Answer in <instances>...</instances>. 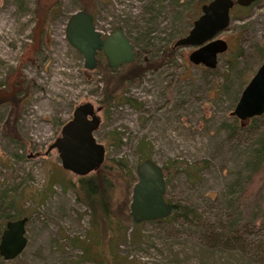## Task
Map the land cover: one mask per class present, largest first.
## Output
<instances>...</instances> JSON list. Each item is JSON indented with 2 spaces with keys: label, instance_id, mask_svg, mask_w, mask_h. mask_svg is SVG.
I'll return each mask as SVG.
<instances>
[{
  "label": "rangeland",
  "instance_id": "rangeland-1",
  "mask_svg": "<svg viewBox=\"0 0 264 264\" xmlns=\"http://www.w3.org/2000/svg\"><path fill=\"white\" fill-rule=\"evenodd\" d=\"M194 3L0 0V95L17 88L12 83L17 72L23 75L22 85L29 84L24 93L19 92L12 120L7 121L9 104H0V223H5L6 214L10 219L27 218L24 248L13 258L0 256V264H94L80 258V249L69 242L85 237L88 230L89 210L58 182L76 176L60 166L55 149L43 153L73 106L82 101L98 108L100 122L93 135L104 145V157L125 163L128 209L136 180L134 167L143 155L160 165L174 158L187 162L204 158L207 164L193 180L169 167L165 199L195 206L217 235L218 227H226L227 217L237 216L235 198L252 170L264 115L238 125L231 110L264 58V0H256L245 12L235 5L230 8L234 9L229 23L217 34L227 47L217 54L213 68L192 64L187 58L192 46L182 45L175 47L171 61L145 70L124 85L123 95L134 98L135 105L121 100L108 107L100 105L96 100L103 88L101 73L96 67H84L82 55L64 36L68 15L81 8L92 14L102 35L120 26L134 57L147 61L187 31L191 20L186 18L198 14ZM235 52L238 55L229 67L225 60ZM96 58L106 61L102 54ZM10 70L14 71L8 74ZM114 132L120 142L111 140ZM113 180L112 193L121 198L125 181L122 177ZM262 182L254 186L240 214V222L252 221L242 230L239 226L238 230L224 229L227 240L222 237L213 243L209 226L175 216L171 221H143L132 241V220L125 219L120 222L123 233L117 251L132 258V264H264ZM92 249L96 250L94 245ZM104 256L108 257L107 250Z\"/></svg>",
  "mask_w": 264,
  "mask_h": 264
},
{
  "label": "water",
  "instance_id": "water-1",
  "mask_svg": "<svg viewBox=\"0 0 264 264\" xmlns=\"http://www.w3.org/2000/svg\"><path fill=\"white\" fill-rule=\"evenodd\" d=\"M254 0H208L199 5L198 14L187 31L176 37L171 47L192 46L187 54L192 64L207 68L216 65L217 54L223 52L226 41L217 34L230 20V8L246 6ZM64 36L83 57V66L94 68L98 51L108 66L118 67L134 58V50L120 26L102 35L95 28L92 14L84 9L71 12L64 25ZM91 101L75 104L70 117L60 126L58 134L43 153L55 149L60 166L76 175L97 168L104 159V145L93 135L100 118ZM231 113L242 123L251 116L264 113V58L246 81ZM35 152L34 154H36ZM136 180L131 186L129 215L134 222L155 220L168 216L172 203L164 197L165 178L161 165L150 157L140 159L134 167ZM26 216L5 221L0 231V256L10 259L18 255L26 244L24 225Z\"/></svg>",
  "mask_w": 264,
  "mask_h": 264
},
{
  "label": "trees",
  "instance_id": "trees-1",
  "mask_svg": "<svg viewBox=\"0 0 264 264\" xmlns=\"http://www.w3.org/2000/svg\"><path fill=\"white\" fill-rule=\"evenodd\" d=\"M208 0H194L193 11L199 12V5L202 2ZM254 0L253 2H255ZM251 2L249 5H251ZM241 12H245L249 5L240 6L234 4ZM233 5V6H234ZM233 8V9H234ZM233 9L231 11H233ZM230 11V15H231ZM194 18V17H193ZM188 17L186 21L192 20ZM39 41L42 40L41 36L38 38ZM171 42H167L162 47L160 54H158L153 59L147 61H140L136 57L130 62H123L118 67L108 66L106 61L96 60V69L101 73V81L103 83V88L100 91V98L96 101L105 107L111 105L114 101H125L130 105H135L134 98L123 95L124 85H127L131 81L138 79L142 76L145 70L155 68L169 62L172 60L174 55V47H171ZM238 55V52L233 53L232 58H226L225 62L230 67ZM233 59V60H232ZM125 66V67H124ZM14 70L8 71V74ZM13 73V72H12ZM13 86L16 85V89L9 88L11 91L7 95H0V104L6 102L9 104L10 108L7 114L8 119H13L15 104L20 99V91L23 93L26 90L27 85H22L23 75L19 72L14 76ZM110 82L111 85H110ZM121 83L122 86H117ZM99 105V106H100ZM264 115V113L256 116H251L250 121H254L259 116ZM10 124V123H9ZM241 125V122H238ZM8 132L15 136L17 139L22 140L23 138L17 134L13 129ZM111 140L120 142L119 136L116 132L111 135ZM142 156V155H141ZM146 157L143 155L141 158ZM207 164V160L202 158L192 162H187L185 160L169 159L168 163L161 165L163 170V175L165 178V184L169 179V167L172 168L173 172H183L188 180H193L197 177L199 170ZM252 170L248 174L245 183L240 188L238 194L235 198V213L237 216L235 218H226V227L223 224L218 227L217 233H213L215 230L211 227L213 224L207 222L204 215L195 207L187 203H182L179 201H173L172 209L168 216L160 219H155L154 221H171L175 216L182 218L184 221L191 222L196 225L209 226L211 228V236L213 243H218L226 236L228 232H225L230 227L232 230L237 229L239 226L242 230L246 224L250 223L252 220L247 222H240V214L242 209L246 207L248 200L251 198L254 191V186L258 181H263L264 185V131L261 132L259 139L257 141V146L255 148V155L252 163ZM76 179L72 180L68 177H64L58 182L63 187H69L75 195V200L83 204L89 210L88 218V230L83 238H70L69 242L71 245L78 247L80 249V258H89L94 262V264H132V258L128 257L125 253L119 254L117 251V244L119 242L122 226L120 225L122 220L130 219L129 209H128V193H129V183L125 181V163L122 159L108 158L104 157L100 165L83 175H76ZM122 177L125 181L124 183V194L121 198H115L112 193V187L114 185V178ZM264 200V196L262 195ZM168 201V200H167ZM5 221L10 219L8 214H6ZM254 213L251 211V219H253ZM143 221L134 222L132 221L133 229L130 232V238L133 241L137 239L138 228ZM246 223V224H245ZM238 224V225H237ZM1 229L4 224L0 223ZM229 229V230H231ZM238 230V229H237ZM214 234V235H213ZM95 246L96 250L92 249ZM98 248V250H97ZM93 250V251H92ZM106 250L108 257L106 255ZM98 251V252H97Z\"/></svg>",
  "mask_w": 264,
  "mask_h": 264
},
{
  "label": "flooded vegetation",
  "instance_id": "flooded-vegetation-1",
  "mask_svg": "<svg viewBox=\"0 0 264 264\" xmlns=\"http://www.w3.org/2000/svg\"><path fill=\"white\" fill-rule=\"evenodd\" d=\"M174 48H175V47H174ZM97 54H101V52H100V51H98V53H97ZM37 153H38V152H37ZM37 153H36V154H37ZM34 155H35V154H34Z\"/></svg>",
  "mask_w": 264,
  "mask_h": 264
}]
</instances>
